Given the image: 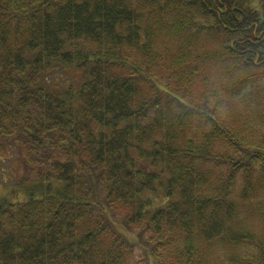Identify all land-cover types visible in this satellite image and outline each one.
I'll list each match as a JSON object with an SVG mask.
<instances>
[{
	"label": "trees",
	"instance_id": "trees-1",
	"mask_svg": "<svg viewBox=\"0 0 264 264\" xmlns=\"http://www.w3.org/2000/svg\"><path fill=\"white\" fill-rule=\"evenodd\" d=\"M263 80L264 0H0V264H264Z\"/></svg>",
	"mask_w": 264,
	"mask_h": 264
},
{
	"label": "rangeland",
	"instance_id": "rangeland-1",
	"mask_svg": "<svg viewBox=\"0 0 264 264\" xmlns=\"http://www.w3.org/2000/svg\"><path fill=\"white\" fill-rule=\"evenodd\" d=\"M52 74L53 75H51L50 77H58L62 73L61 72L60 73L54 72ZM4 160L5 161L0 164V198H4V197L10 198V197H12L11 193H10L11 192L10 188H11V186H14L15 184H17L19 182V177L17 175L18 173H16L15 176L12 175L13 170H15V167H16L14 165L13 160L10 159V157L5 158ZM21 195L22 194H20V196H19L20 200H21ZM247 204L249 205V207H251V206L253 207L252 203L251 204L247 203ZM258 217H259V214H258ZM130 237L133 238L132 236H130ZM137 238H141L144 241V239L142 237H137ZM137 238L135 237L132 240L133 245H134V252H133L130 260L128 259V264H150L149 256L147 255V252H145L144 249H142L138 246L139 242H138Z\"/></svg>",
	"mask_w": 264,
	"mask_h": 264
}]
</instances>
